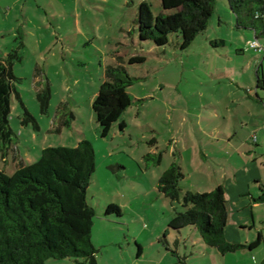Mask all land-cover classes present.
Here are the masks:
<instances>
[{"label": "rangeland", "instance_id": "1", "mask_svg": "<svg viewBox=\"0 0 264 264\" xmlns=\"http://www.w3.org/2000/svg\"><path fill=\"white\" fill-rule=\"evenodd\" d=\"M141 2L154 16L162 11L161 0H0V59L23 45L21 61L12 65L19 98L10 97L17 162L32 164L46 148L92 144L95 172L86 201L94 210L96 264H178V256L185 264H264V203L254 202L262 193L256 182L264 183V89H258L262 105L255 97L256 68L261 61V78L264 60L249 48L253 31L237 27L227 0H215L206 30L189 47L181 49L178 34L156 47L139 40ZM258 41L264 49V38ZM133 56L146 61L129 65ZM119 59L136 79L127 89L132 103L103 138L92 103L104 70ZM46 87L50 99L42 113L36 95ZM21 104L38 130L31 121L21 124ZM248 106L260 116H248ZM67 120L69 127L54 132ZM17 162L9 153L0 158V171L13 174ZM173 162L184 175L181 194L223 187L227 241L245 245L260 234L261 244L221 256L193 229L165 237L172 216L183 210L181 199L172 205L157 189ZM108 205L120 215H105ZM45 264L88 263L64 258Z\"/></svg>", "mask_w": 264, "mask_h": 264}, {"label": "trees", "instance_id": "2", "mask_svg": "<svg viewBox=\"0 0 264 264\" xmlns=\"http://www.w3.org/2000/svg\"><path fill=\"white\" fill-rule=\"evenodd\" d=\"M235 15L238 28H250L254 38H264V0H227ZM215 0H161L162 11L156 16L151 5L141 2L138 8V37L141 42L150 41L156 47L169 43V36L180 35L181 49L189 47L194 39L204 32L214 12ZM259 42V41H258ZM22 42L4 59H0V158L5 160L10 153L17 162L14 150V133L9 127L11 112L10 97L15 82L19 81L12 72V65L21 61L19 50ZM144 56L128 59L129 65L143 64ZM126 71L123 61L104 70V80L92 103V110L106 137L112 126L119 121L132 100L127 89L134 84ZM261 80H257V88ZM257 96V95H256ZM42 113L48 109L50 90L46 87L36 95ZM22 125L28 121L38 130L33 116L24 108ZM70 119H74L72 113ZM69 127V120L60 127ZM125 127L119 123L120 130ZM255 136V135H254ZM256 137V136H255ZM256 141V140H255ZM150 155L146 156L149 161ZM161 156L153 160L159 164ZM13 174L0 171V264H45L48 259L70 258L84 263L96 264V249L91 243V227L94 210L87 204L86 191L95 172V152L88 140H81L76 147H51L43 149L39 159L29 165L17 162ZM184 178L177 162L171 163L161 175L157 189L170 203H179L182 211H176L168 223L169 231L177 235L184 229H193L207 247L224 256L239 249L254 250L262 242V236L248 244H235L226 240L224 229L227 223L224 189L217 186L210 192L186 191L181 194L179 182ZM255 202L264 203V185ZM105 215L120 210L115 205L105 208ZM141 248L138 246V256ZM178 264H185L184 258L177 257Z\"/></svg>", "mask_w": 264, "mask_h": 264}, {"label": "crops", "instance_id": "3", "mask_svg": "<svg viewBox=\"0 0 264 264\" xmlns=\"http://www.w3.org/2000/svg\"><path fill=\"white\" fill-rule=\"evenodd\" d=\"M263 54H262V60H264V49H263V52H262ZM260 69H262V62L260 61L259 62V64L257 65V68H256V91H255V97H256V99L258 100L257 101V107L259 106V103H260V105H262V102L260 101L259 102V99H261L260 98V96L258 95V88H257V80H258V78H260V75H259V70ZM260 80H261V83H260V86L264 89V75L262 74L261 75V78H260ZM257 95V96H256ZM259 96V97H258ZM252 101H254V100H252ZM255 102V101H254ZM253 105V107L255 106L254 104H252ZM249 107V106H248ZM262 107V106H261ZM247 113H248V116H250V117H255V116H260V112H259V108H257V115H255V112H253L252 110H251V108L249 107L248 109H247ZM256 117V118H257ZM240 124H241V126H245L246 125V123L244 122V121H240ZM228 137V135L226 136V137H224V138H227ZM14 160V159H13ZM12 160V161H13ZM15 166H17V164H15ZM256 184L258 185V188H259V190L261 189V186L262 185H264V183L263 182H261L260 180H258L257 182H256ZM254 202H255V200H254ZM255 204H257V202H255ZM182 233V232H181ZM181 233L179 234V235H181ZM199 239V238H198ZM201 240V239H200ZM264 263V262H263Z\"/></svg>", "mask_w": 264, "mask_h": 264}, {"label": "built area", "instance_id": "4", "mask_svg": "<svg viewBox=\"0 0 264 264\" xmlns=\"http://www.w3.org/2000/svg\"><path fill=\"white\" fill-rule=\"evenodd\" d=\"M249 48L252 49V50H254V51H257L259 53H262L263 52V48L261 47V45L259 44V42L256 41L255 39H254V41H252V42L249 43ZM255 140H256V137L253 136V141L255 142Z\"/></svg>", "mask_w": 264, "mask_h": 264}]
</instances>
